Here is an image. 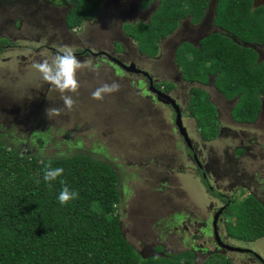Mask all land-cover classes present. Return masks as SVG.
I'll return each mask as SVG.
<instances>
[{
  "label": "rangeland",
  "instance_id": "374dc122",
  "mask_svg": "<svg viewBox=\"0 0 264 264\" xmlns=\"http://www.w3.org/2000/svg\"><path fill=\"white\" fill-rule=\"evenodd\" d=\"M138 1L102 0L100 12H96L102 22L101 33L108 30V34H114L117 16V26L119 22L120 25L146 22L157 1L139 10ZM57 2L62 4L57 5ZM67 9L68 4L61 0H0V144L39 158L83 153L109 163L117 174L120 194L114 213L126 240L142 257L189 250L194 254L193 264H200L213 254L224 255L232 264H260L255 260L259 257L264 262V237L248 243L227 238L225 226L230 220L227 211L226 222L220 223L218 231L210 227V219H204L206 223L198 228L197 224L203 219H195L196 215L205 211L211 198L196 176L194 165L186 161L190 151L174 127L171 111L149 94L143 78L122 72L110 62L79 57L82 63L88 62L96 70L85 66L77 72L80 88L78 94L69 93L76 103L68 110L60 99L61 94L33 68L35 62L50 59L56 53L52 48L69 46L78 51L82 47L80 43L84 44L83 36L64 33L63 17ZM114 9L122 11V16ZM33 17L41 28L32 25ZM23 18L32 20L22 22ZM51 18L55 19L56 29L46 23ZM210 21L208 13L197 24H191L188 18L181 19L171 34L158 41L157 54L148 58L157 60L160 68L146 59L142 70L155 80H162L156 82V86L163 87L171 84L169 82L177 86L179 90L172 96L184 113L189 112L190 88L206 92L208 100L216 107V134L219 135L202 141L194 119L181 114L205 174L212 178L215 190L230 198L240 200L252 194L264 205V104L253 123L235 124L229 113L235 99L224 101L226 99L212 86V77L205 84L182 80L173 62V51L179 43L197 45L199 38L216 30ZM85 24L67 30L78 32ZM116 34L112 37H117ZM117 41L115 38V44L120 42ZM128 42L136 48L132 39ZM252 47L259 58L264 57V44ZM110 50L116 52L114 48ZM113 81L119 83V91L105 94L102 100L92 98L91 93L97 87ZM48 109H57L59 114L49 117ZM240 147L244 148L246 156H242L240 162L227 164L234 170L219 166L222 156L239 158L237 149ZM241 168L248 171V184L244 175L232 183L231 175L240 173ZM214 198L211 200L216 206L226 199ZM230 244L248 250L241 253L225 248ZM156 247L159 249L155 250Z\"/></svg>",
  "mask_w": 264,
  "mask_h": 264
},
{
  "label": "trees",
  "instance_id": "16d2710c",
  "mask_svg": "<svg viewBox=\"0 0 264 264\" xmlns=\"http://www.w3.org/2000/svg\"><path fill=\"white\" fill-rule=\"evenodd\" d=\"M62 1L68 4L63 17L67 29L93 19L101 2ZM154 1L146 22L121 27L138 52L148 57L157 54L158 41L171 34L181 19L199 23L210 2L141 0L139 6L146 8ZM210 22L217 29L199 38L197 45L181 42L174 48L179 75L199 83L212 76L215 90L227 100L235 99L231 117L253 122L264 104V57L259 58L252 47L264 44V2L215 0ZM187 108L201 138H214L216 110L206 92L190 88ZM49 163L64 169L51 189L43 179ZM61 180L78 191V198L59 202ZM116 182L117 174L109 163L83 153L39 158L0 144V264H193L189 250L142 257L133 248L114 213L120 198ZM226 208L230 216L227 236L242 242L264 237V205L257 197L230 198ZM200 264L232 263L224 255L213 254Z\"/></svg>",
  "mask_w": 264,
  "mask_h": 264
},
{
  "label": "flooded vegetation",
  "instance_id": "af4514ba",
  "mask_svg": "<svg viewBox=\"0 0 264 264\" xmlns=\"http://www.w3.org/2000/svg\"><path fill=\"white\" fill-rule=\"evenodd\" d=\"M62 1V0H61ZM102 1V0H101ZM141 0H139L138 2H137V4H136V7H137V9L139 10V9H146V8H141L140 6H139V2H140ZM59 4H62V2H60V3H58L57 2V5H59ZM100 4H101V2H100ZM100 4H99V6H100ZM151 5V4H150ZM149 5V6H150ZM99 9V8H98ZM125 9V8H124ZM114 10H116V9H114ZM118 10V9H117ZM116 10V11H117ZM67 11V10H66ZM101 11H102V8H101ZM126 11V10H125ZM97 12H100V11H98L97 10ZM118 13H122V11H117ZM137 15H138V12L136 13ZM96 15V14H95ZM151 15V14H150ZM121 16H122V14H121ZM98 18H99V13H97V15H96V17L94 16L93 17V19H91V20H84L83 21V23L85 22L86 24H90V23H92V22H94V23H92V24H90V25H88V26H83V28H82V30H80V31H78V32H74L73 30V32H70L69 30H67V28L65 27V25H63V30H64V33H66V34H69V35H72V36H76V35H80L79 37H84V38H82L83 39V42H84V44H81L80 43V45L82 46V47H80V50H78V51H75V54H76V56H77V58H79L80 57V59L82 60V59H88V58H91L93 61H96V62H98V61H104V62H110V63H112V64H114V65H116L120 70H122V72H127V71H125L124 69H122V67L121 66H119L114 60H112V58H115V59H117L118 61H120L121 63H123V64H126V65H128V64H130V63H132L136 68H138V69H140V70H142V69H145V66L143 65V63L146 65V59H148V58H153V57H148V56H146V55H144V54H141V53H139L138 52V50H137V48H134L133 47V45L130 43V42H128V39L130 38V37H128L127 35H125L124 34V32L122 31V23H121V25H120V22H119V26H117V22H118V20L117 19H119V17L117 16V19H116V30H114V34H116V32H117V34H118V36L117 37H115V38H117L118 39V41H120V42H118V44H115V42H114V40H115V38L114 37H112V35H114L113 34V32H111V33H109L108 34V30H104V33L102 32L101 33V30H100V27H101V24H102V22H100V20H98ZM31 19V18H30ZM30 19H28V20H26V18H23V19H21V21L22 22H26V21H31ZM53 18H51V19H48V21H46V23H48L49 25L51 24V27H52V29L53 28H55L54 27V25H55V19H54V21L52 20ZM52 20V21H51ZM93 20V21H92ZM148 20V19H147ZM146 20V21H147ZM40 21V20H39ZM130 22H133V21H130ZM134 22H136V21H134ZM141 22H143V21H141ZM31 23H32V25L33 24H35L37 27H39V28H41L38 24H37V19H35L34 17H33V20L31 21ZM83 23H81V24H83ZM41 24V23H40ZM41 26L43 27V24H41ZM99 27V30L98 31H96V29ZM118 27H119V29H118ZM56 29V28H55ZM217 29V28H216ZM49 30H51V28L49 29ZM120 30V31H119ZM55 31V30H54ZM116 34V35H117ZM105 35V36H104ZM69 37H71V36H69ZM131 39V38H130ZM113 49L114 48V50H116V52H113V51H111L110 49ZM53 50H54V52L56 51V49L55 48H52ZM139 54H141V55H139ZM126 56V58H128V57H130L129 59H125L124 57ZM92 57H94V58H92ZM147 57V58H146ZM136 60H138V62H136ZM149 60V59H148ZM151 61H152V59H150ZM149 60V61H150ZM153 63H154V65L155 66H159L156 62H157V60L154 62V60L152 61ZM174 62V61H173ZM152 63V64H153ZM176 65V64H175ZM159 68H160V66H159ZM162 70V69H161ZM142 71H144V70H142ZM145 72H147V71H145ZM127 73H131V74H133V75H139L141 78H143V80H144V83H145V86H147L146 87V89L148 90V87H149V80H148V78L145 76V75H143V74H141V73H132V72H127ZM148 73V72H147ZM148 75L150 76V78H151V83H152V86L155 88V89H157V90H159V91H161L162 93H165V94H167V95H171L170 97L175 101V98H174V96H172L173 95V92L175 91V90H179V89H177V86H174L173 84H172V82H169V83H171L170 85L167 83L165 86H156L155 85V83L156 82H158V81H162V80H155L154 78H152V76L148 73ZM180 76V75H179ZM210 77H212V76H209L208 78H210ZM181 78V77H180ZM182 79V78H181ZM183 80V79H182ZM164 81V80H163ZM185 81V80H184ZM189 82H192V81H189ZM202 84H205V83H202ZM174 86V87H173ZM213 86V85H212ZM148 92H149V94L151 95V96H153L154 97V99H156L155 98V95H154V93L153 92H150L149 90H148ZM168 92H169V94H168ZM220 96L222 97V95L220 94ZM188 97H189V95H188ZM188 97H187V100H188ZM223 99V98H222ZM157 100V99H156ZM224 100V99H223ZM231 100H233V99H230V100H228V101H231ZM158 101V100H157ZM224 101H227V99L226 100H224ZM158 102H160V101H158ZM176 102V101H175ZM161 104H163L162 102H160ZM177 103V102H176ZM234 104V103H233ZM233 104L230 106V108H229V113L231 112V108H232V106H233ZM163 105H165V106H167L168 108H169V111H171V119H172V122H173V119H174V111H173V109L171 108V106H169V105H167V104H163ZM177 105H178V107H179V110H180V118H181V123H182V125L185 127V129H186V126L183 124V122H182V113L184 114V115H187V116H189V117H192V116H190L189 115V112L188 113H184L182 110H183V108L182 107H180L179 106V104L177 103ZM215 110H216V107H215ZM193 118V117H192ZM231 120H232V122L233 123H237V124H251V123H253V122H250V123H243V122H237V121H235L232 117H231ZM195 122V121H194ZM216 123H217V127H218V120H217V111H216ZM175 127V126H174ZM176 128V127H175ZM177 130V129H176ZM198 130V129H197ZM186 132H187V135L189 134V132H188V130L186 129ZM177 133H178V130H177ZM199 133V132H198ZM179 134V133H178ZM234 134V133H233ZM217 135H219V134H217ZM180 136V135H179ZM181 137V136H180ZM188 137H189V135H188ZM216 137V136H215ZM214 137V138H215ZM182 138V137H181ZM190 138V137H189ZM200 138H201V136H200ZM211 139H213V138H211ZM211 139H209V140H204L203 138H201V140L203 141H210ZM182 141H183V139H182ZM183 143L185 144V142L183 141ZM190 144H191V146H187L186 144H185V146L188 148V150L190 151V153L188 154V156H189V158H188V156H187V158H186V161L187 162H189V161H191V163L194 165V168H195V172H196V176L198 177V178H200V180H201V183H202V185L206 188V192L207 193H209L208 194V196H210L209 198H211V199H215L214 197H217V198H219V199H223V198H226V202L224 201V202H222V204H221V201H220V204L218 205V206H216L215 204H213V200H211L210 199V203L206 206V208H205V211L203 212V213H201V214H198V215H196V218L195 219H197V220H199V219H203L202 221H200L198 224H197V226H198V228H199V226L201 225V224H204V223H206V222H204V219L205 220H209L210 219V227L211 228H215V229H217V231L219 230V226L221 225L220 223H223V221H225L226 222V206L228 205V203H229V201H230V197L228 196V195H226V194H224V193H222V192H219V191H217V190H215L214 189V187H215V183L214 182H212V178L211 177H209V176H207L206 174H205V170H204V168H203V164H202V162L200 161V159H198V154H197V152H195L194 151V147H193V145H192V141H191V139H190ZM247 149V148H246ZM239 152H237V155H239V158H231V157H227V155H225V156H222V162L219 164V166H221V165H223V167H227V168H229L230 170H234V168L232 169V167H230L229 165H227V164H232L233 163V161H235V162H240V158L242 157V156H246V154H245V150H244V148L243 147H240V148H238L237 149ZM234 151H235V149H234ZM234 159V160H233ZM238 170H240L239 172L241 173H236L235 175H231V179H232V183H236V181H237V178L238 177H241L242 175H244V178L246 179V181H247V184H248V171H246V170H243L242 168L241 169H238ZM208 174V173H207ZM217 176H220L219 174H216ZM235 176H236V178H235ZM202 180L204 181V182H202ZM218 194H219V196H218ZM214 205V206H213ZM208 210V211H207ZM211 213V214H210ZM210 214V215H209ZM205 216H208V217H205ZM119 224H120V222H119ZM185 228H187V226L185 227ZM227 238H230L229 236H227ZM244 243H248V242H244ZM231 245V244H230ZM186 246H187V248H189V244L187 243L186 244ZM230 253V252H229ZM241 253H242V251H241ZM193 256H194V254H193ZM255 260H257L260 264H262V262L260 261V260H258V259H255Z\"/></svg>",
  "mask_w": 264,
  "mask_h": 264
},
{
  "label": "clouds",
  "instance_id": "9594fccd",
  "mask_svg": "<svg viewBox=\"0 0 264 264\" xmlns=\"http://www.w3.org/2000/svg\"><path fill=\"white\" fill-rule=\"evenodd\" d=\"M85 66L92 68L93 71L96 70L95 66L90 63H82L77 58L75 51L69 46H58L56 53L50 59L45 58L33 64V68L40 73L41 78L61 94L60 99L68 110H71L76 103L73 95H69V93L78 94L80 88L77 72ZM119 89L120 85L118 82H105L97 87L91 95L93 99L102 100L105 94L117 92ZM58 114L59 110L57 109L47 110V115L49 117ZM63 173L64 169L62 167L54 168L49 163L43 170V179L51 189L53 186L52 182L62 177ZM60 183L62 188L57 198L61 204H67L69 201L78 198V191L70 189L64 180H61Z\"/></svg>",
  "mask_w": 264,
  "mask_h": 264
},
{
  "label": "water",
  "instance_id": "95a60500",
  "mask_svg": "<svg viewBox=\"0 0 264 264\" xmlns=\"http://www.w3.org/2000/svg\"><path fill=\"white\" fill-rule=\"evenodd\" d=\"M214 5H215V0H210V2L208 3V7H207V9H206V11H205V14L208 13V14H210L211 17H212V12H213V9H214ZM205 14H204V15H205ZM203 17H204V16H203ZM201 20H202V19H201ZM112 60H114L119 66L122 67V69H124V70L127 71V72L141 73V74L145 75V76L148 78V80H149V87H148V90H149L150 92H153V93H154L155 98H156L158 101L162 102L163 104H167V105L171 106V108H172L173 111H174L173 124H174V126L176 127V129L178 130V133H179V135L182 137V139H183V141L185 142V144H186L187 146H191V144H190V139H189V137H188V135H187L186 129H185V127H184V126L182 125V123H181L180 110H179V107H178L177 103H176V102H175V101H174L169 95H167V94H165V93H162L161 91L155 89V88L152 86L151 78H150V76L148 75L147 72L142 71V70L136 68L132 63L126 65V64L121 63L120 61H118V60L115 59V58H112ZM213 230L216 232V229H215V228H214ZM215 232H214V234H215ZM214 236L216 237V234H215ZM218 242H219V241H218ZM219 243H220V242H219ZM225 248H227V249H229V250H237V251H242V252L248 250V249H245V248H240V247H237V246L235 247V246H232V245H230V246H229V245H225ZM258 257H259V256L257 255V258H258ZM260 259H261V258L259 257V260H260Z\"/></svg>",
  "mask_w": 264,
  "mask_h": 264
}]
</instances>
